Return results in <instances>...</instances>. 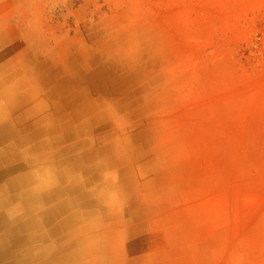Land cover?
I'll return each instance as SVG.
<instances>
[{
    "label": "rangeland",
    "instance_id": "1",
    "mask_svg": "<svg viewBox=\"0 0 264 264\" xmlns=\"http://www.w3.org/2000/svg\"><path fill=\"white\" fill-rule=\"evenodd\" d=\"M0 39L50 92L80 66L85 100L120 111L129 207L157 213L131 256L264 264V0H0Z\"/></svg>",
    "mask_w": 264,
    "mask_h": 264
},
{
    "label": "crops",
    "instance_id": "2",
    "mask_svg": "<svg viewBox=\"0 0 264 264\" xmlns=\"http://www.w3.org/2000/svg\"><path fill=\"white\" fill-rule=\"evenodd\" d=\"M2 42L0 264H146L131 251L155 245L145 219L157 213L129 207L142 191L125 154L138 145L113 129L120 111L85 100L80 66L50 92L48 63Z\"/></svg>",
    "mask_w": 264,
    "mask_h": 264
},
{
    "label": "bare ground",
    "instance_id": "3",
    "mask_svg": "<svg viewBox=\"0 0 264 264\" xmlns=\"http://www.w3.org/2000/svg\"><path fill=\"white\" fill-rule=\"evenodd\" d=\"M85 76V75H84ZM101 76V75H100ZM81 77V76H80ZM86 77V76H85ZM83 78V77H82ZM93 78V77H92ZM97 78V77H96ZM86 79V78H85ZM87 79H89V78H87ZM80 80V79H79ZM84 80V79H83ZM82 80V81H83ZM87 81V80H86ZM106 82V81H105ZM90 85V84H89ZM75 87V86H74ZM90 87V86H89ZM61 89V88H60ZM64 89H65V87H64ZM66 90V89H65ZM78 91V90H77ZM63 92V91H62ZM80 94V93H79ZM71 95V94H70ZM72 96V95H71ZM88 97V96H87ZM26 103V102H25ZM51 106V105H50ZM16 113V112H15ZM32 147V146H31ZM21 162V161H20ZM60 176V175H59ZM9 178V177H8ZM72 181V180H71ZM82 184V183H81ZM77 186V185H76ZM25 189V188H24ZM52 192V191H51ZM58 194V193H57ZM55 195V194H54ZM53 195V196H54ZM54 199V198H53ZM57 199V198H56ZM72 199V198H71ZM62 200V199H61ZM101 202V201H100ZM67 204V203H66ZM62 206V205H61ZM41 216V215H40ZM7 217V216H6ZM50 222V221H49ZM39 226V225H38ZM37 230V229H36ZM56 233V232H55ZM3 238V237H2ZM8 238V237H7ZM5 240V239H4ZM73 241V240H72ZM58 242V241H57ZM57 245V244H56ZM59 245V244H58ZM39 246H41V245H39ZM36 247H37V245H36ZM42 248V247H41ZM48 248V247H47ZM37 249V248H36ZM46 252V251H45ZM25 253V252H24ZM55 253V252H54ZM41 254V253H40ZM44 254V253H43ZM50 254V253H49ZM60 255V254H59ZM33 256H34V254H33ZM40 258V257H39ZM28 259V258H27ZM20 261H21V259H20ZM37 262V261H36ZM24 264V263H23Z\"/></svg>",
    "mask_w": 264,
    "mask_h": 264
}]
</instances>
